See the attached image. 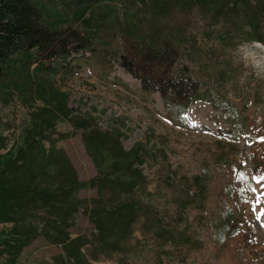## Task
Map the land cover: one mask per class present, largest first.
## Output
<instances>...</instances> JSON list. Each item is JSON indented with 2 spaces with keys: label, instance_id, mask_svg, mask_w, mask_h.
<instances>
[{
  "label": "trees",
  "instance_id": "1",
  "mask_svg": "<svg viewBox=\"0 0 264 264\" xmlns=\"http://www.w3.org/2000/svg\"><path fill=\"white\" fill-rule=\"evenodd\" d=\"M102 1L0 0V98L17 94L29 109L12 144L0 128V223L11 224L0 230L3 264H18L24 249L38 238L62 248L56 264H96L101 254H118L117 264H133L146 251L144 241L151 239L160 257H173L174 251L192 249L198 241L187 214L189 194L172 197L149 190L152 180L144 166L153 164L156 151L140 141L126 147L127 136L119 128L106 130L96 116L76 111L70 93L55 83L54 75L70 70L83 52V58L105 61L107 40L94 9ZM175 8L195 9L200 16L191 34L182 25L169 30L167 22L160 23ZM112 11L119 37L139 43V61L150 62L141 75L144 87L156 80L177 98L189 97V89L201 83L211 86L226 78L222 64L215 73L204 66L203 80L204 74L190 66L194 56L211 65L212 52L221 55L246 42L264 44V0H141L139 10L126 6ZM125 56L115 54L127 70L140 75L136 62ZM61 122L83 131L97 169L93 177L80 178L58 145L70 136L58 130ZM158 177L166 188L175 185L174 171ZM87 188L95 189V196L83 197L81 191ZM81 216L93 229L74 236L72 228ZM138 229L143 239L133 244Z\"/></svg>",
  "mask_w": 264,
  "mask_h": 264
},
{
  "label": "rangeland",
  "instance_id": "2",
  "mask_svg": "<svg viewBox=\"0 0 264 264\" xmlns=\"http://www.w3.org/2000/svg\"><path fill=\"white\" fill-rule=\"evenodd\" d=\"M126 6L139 10L141 0H105L94 6L96 22L107 40L105 61L99 64L91 57L83 58V52L76 63L68 65L70 70L62 69L53 78L70 93L76 111L96 116L106 130L119 128L127 136L126 147L140 141L156 151L153 164L144 166L152 180L151 192L162 190L172 197L187 192L191 198L187 214L199 232L194 247L183 246L171 253L173 257H160L150 239L143 242L146 251L133 264H264V44L246 42L221 55L212 52L211 65L194 56L190 66L198 74H204V66L215 73L224 64L226 78L211 86L201 83L199 88L189 89V97L177 98L156 80H149L144 87L141 75L146 74L150 62L139 61L143 58L141 45L121 39L114 21L112 8ZM169 12L160 22H167L169 30L182 25L191 34L198 28L200 16L195 9ZM116 52L135 61L140 75L127 70L123 60L115 58ZM28 114V106L17 94L0 98V128L10 144ZM58 130L70 134L58 145L67 152L80 178L93 177L97 169L84 145L83 131L75 130L69 122H61ZM171 171L176 175L175 185L166 188L158 176H169ZM202 182L204 191L198 194ZM95 194V189L81 191L83 197ZM9 228L11 224L0 223V230ZM92 229L93 224L81 216L72 233L90 234ZM142 239V232L136 230L132 243ZM61 252L60 246L38 238L24 249L18 264H56L55 257ZM118 261V254H101L94 260L96 264Z\"/></svg>",
  "mask_w": 264,
  "mask_h": 264
},
{
  "label": "snow or ice",
  "instance_id": "3",
  "mask_svg": "<svg viewBox=\"0 0 264 264\" xmlns=\"http://www.w3.org/2000/svg\"><path fill=\"white\" fill-rule=\"evenodd\" d=\"M262 139H264V138H262ZM262 178H264V177H262Z\"/></svg>",
  "mask_w": 264,
  "mask_h": 264
}]
</instances>
